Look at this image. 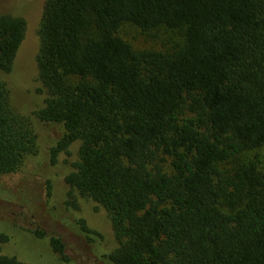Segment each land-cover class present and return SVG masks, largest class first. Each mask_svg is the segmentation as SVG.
Here are the masks:
<instances>
[{
	"label": "trees",
	"instance_id": "16d2710c",
	"mask_svg": "<svg viewBox=\"0 0 264 264\" xmlns=\"http://www.w3.org/2000/svg\"><path fill=\"white\" fill-rule=\"evenodd\" d=\"M125 24L167 34L136 47L119 33ZM25 31L24 16L0 13V177L36 152L34 120L58 123L50 161L78 141L62 179L110 221L116 244L98 258L264 264V0H43L44 98L32 115L12 108L3 80ZM62 214L101 245L83 219ZM30 231L47 237L56 264H71L59 235ZM7 238L0 264H30L3 251Z\"/></svg>",
	"mask_w": 264,
	"mask_h": 264
},
{
	"label": "rangeland",
	"instance_id": "374dc122",
	"mask_svg": "<svg viewBox=\"0 0 264 264\" xmlns=\"http://www.w3.org/2000/svg\"><path fill=\"white\" fill-rule=\"evenodd\" d=\"M42 2L43 0H0V13L20 14L26 19L25 35L13 66L3 75L12 108L25 115H32L34 110L41 107L44 98L36 65L37 28ZM119 33L136 47L159 46L167 34L161 28L141 33L129 24L122 26ZM33 127L37 134L36 152L29 156L20 173L0 177V233L8 237L7 241L1 243L3 251L30 264H56L53 256L59 255L52 252L47 237L36 236L30 231L31 228L40 227L62 238L64 252L71 264H110L98 258L104 249L108 250L116 244L106 211L92 199L71 190L62 179V175L72 169V163L78 159L79 142L73 141L68 146V152L59 153L53 164L50 161V147L62 132L60 124L34 120ZM46 180H49L51 192L49 208L52 205L61 209L58 211L60 216L56 214V218L45 207L47 204L41 198L45 193L43 186L46 187ZM68 200L76 206L66 203ZM64 207H69V211L65 212ZM51 210L55 214L56 210ZM62 210L69 218L83 219L86 226L102 238L101 245L92 246L88 238L62 223H69V220L62 219Z\"/></svg>",
	"mask_w": 264,
	"mask_h": 264
}]
</instances>
